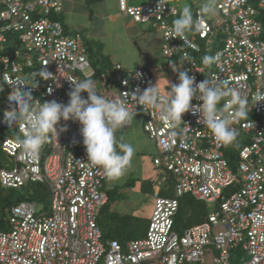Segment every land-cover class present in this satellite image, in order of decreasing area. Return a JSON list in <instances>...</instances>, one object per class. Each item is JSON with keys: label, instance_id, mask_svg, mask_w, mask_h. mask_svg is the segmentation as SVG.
Instances as JSON below:
<instances>
[{"label": "built area", "instance_id": "1", "mask_svg": "<svg viewBox=\"0 0 264 264\" xmlns=\"http://www.w3.org/2000/svg\"><path fill=\"white\" fill-rule=\"evenodd\" d=\"M164 3L157 13L158 0L135 5L117 0L120 13L133 22L152 23L160 34L163 57L177 65L185 56L191 61H186L181 70H189L197 83L206 78L226 80L248 97V117L238 118L233 124L238 134L249 135L236 151L234 165L228 157L233 143L219 142L206 125L198 122L199 114H184L183 122L173 129L155 112L151 115L135 105L143 131L157 147L153 165L162 174L155 183L153 209L144 236L122 245L116 239H102L97 217L108 200L104 189L107 176L101 167L87 161L80 125L68 121V131L60 134L59 145L53 137L38 156L30 157L17 143L23 133L16 124L18 137L5 136L0 141L10 159L0 169V184L21 189L30 182L44 183L51 202L49 209L38 207L32 199L10 206L6 229H0V264H204V255L214 251L215 263L229 264L235 248L248 255L237 264H264V101L251 108L252 97L264 92V39L256 17L258 10L264 11V0H218L215 8L219 16L212 20L195 6L194 19L201 21L196 30L198 41L187 33L186 43L172 37L171 19L178 15V7L162 0V6ZM62 9L63 0H0L3 91L11 92L10 86L17 81L31 84L34 74L44 68L57 75L62 86L37 76V86L30 90L41 102L67 104L72 88L68 79L77 82L91 78L99 94H114L117 99L123 95L120 92H142L152 85L147 69L139 66L126 70L119 63L114 65L115 75L108 85L98 83L82 36L66 35L62 23L52 18ZM217 31L224 37L210 56L219 60L207 66L202 62V51L212 47V35ZM136 73L140 74L138 78ZM177 83L178 73L173 72L172 84ZM82 95L87 97L86 93ZM200 103L192 101L193 105ZM71 145H77L76 151L70 149ZM168 173L174 179V196L158 194ZM230 185L237 188L230 190ZM187 194L216 203V208L208 213L207 220L177 234L173 227L178 199Z\"/></svg>", "mask_w": 264, "mask_h": 264}, {"label": "clouds", "instance_id": "2", "mask_svg": "<svg viewBox=\"0 0 264 264\" xmlns=\"http://www.w3.org/2000/svg\"><path fill=\"white\" fill-rule=\"evenodd\" d=\"M165 4L162 6V0H158L157 13L163 10ZM201 12L214 16L215 0H205L201 5ZM200 27L201 21L194 19L191 7L184 6L178 18L173 21L172 37L180 38L186 43V34L199 30ZM218 60V56L205 55L202 58L203 64L207 66ZM186 61L191 63L186 56L179 58V65L169 61L172 71L178 73V83L170 84L167 80V95L161 94L156 83L142 92L139 89L120 92L123 95L117 99L114 94H99L95 81L91 78L77 82L68 79L72 88L67 93V104L56 100L41 102L33 97L30 88L37 86V76L44 81H51L56 87L62 86L57 75L44 68L34 74L31 84L17 81L10 86L12 91L8 95L9 108L4 111L0 122L7 124L8 128L14 124L20 126L23 138L18 137L17 143L30 157L38 156L43 145L53 137L58 144L60 134L68 131L67 122H77L87 161L101 167L111 179L124 174L134 155V148L118 141L116 132L134 121L137 114L135 105L142 106L151 115L155 112L162 122L173 129L183 122L184 114H199L198 122L206 125L219 142L233 143L238 135L237 129L233 127L234 122L238 118L248 117V97L230 87L226 80L217 78L213 81L206 78L197 83L195 76L189 75V70H181ZM136 76L138 78L140 74L136 73ZM3 90L0 87V92ZM82 93H86L87 97ZM193 99L201 103L193 105ZM222 100L225 101L223 104ZM261 101H264V92L252 97L251 108ZM61 121L64 122L63 125ZM172 135H176V132L173 131Z\"/></svg>", "mask_w": 264, "mask_h": 264}, {"label": "rangeland", "instance_id": "3", "mask_svg": "<svg viewBox=\"0 0 264 264\" xmlns=\"http://www.w3.org/2000/svg\"><path fill=\"white\" fill-rule=\"evenodd\" d=\"M64 1L65 6L63 4V9L59 17H61V22L65 25V34L73 36L77 33L82 36L88 56L90 54V62L94 61L96 66L102 67L103 74L105 77H108V80L111 79L109 72L113 70L112 68H114L115 62H121V64H123L122 68L124 69L126 66L135 64L140 59V56L146 58L147 55L145 53L150 51L154 53L155 56L158 55L162 57L160 53V34L156 28L152 23H133L129 18H122L118 12L117 0H102L91 6L86 5L84 0ZM150 1L151 0H132L130 4H142ZM217 1L218 0H215V5ZM166 2L176 5L178 8L189 6L194 10L195 6L201 9V5L205 0H166ZM115 14H117V18L112 21L109 16ZM204 16L212 20L219 16V13L216 11L214 16H209L207 14H204ZM142 34L149 43L141 40L140 36H142ZM188 35L190 36L189 32ZM212 38L213 46L216 47L219 45L220 41H222L223 34L221 31H217L215 35H212ZM101 53L107 59L108 65L102 64L99 59L98 55ZM161 74L162 77L158 74L154 76L152 85L157 83L161 92L167 95L168 81L172 84L171 79H173L172 69L170 68L168 71L163 70ZM164 78L166 80H164ZM96 80L98 83L104 84L101 78H97ZM130 124V129L124 134L116 133L118 141H126L125 143L130 144L133 148L136 144H143L142 146L143 148L145 147V149L141 151V154L137 153L134 149L135 151L130 165L125 170L124 174L116 179L107 178L104 181V189L107 191H113L115 189V192L113 191L112 193L114 196V203L110 204L108 210H112L118 215H122L126 212L132 216L148 220L154 204L155 184L152 186L151 190H142L140 188V179L153 180V183L160 180L162 173L154 167L152 162L153 157L158 154V151L153 143L147 140L145 132L142 129V119L140 116H135L134 121ZM11 137L16 138L18 135L13 132ZM248 137L249 135H237L236 140L233 142L236 151L247 141ZM228 149L227 147V150ZM3 158L5 160L8 159L6 155H4ZM19 191L25 192L24 188L21 190L19 189ZM46 193L47 194L37 202L39 204L38 207L41 206L45 209H49L51 202L49 189H47ZM205 205L207 211L216 208V203L206 202ZM105 213H108V211L104 209L102 214ZM183 214L182 216L180 214V218H182L183 221H187L185 213ZM173 230L177 234L183 232L182 229H178L176 225L173 227ZM216 254V251L206 253L204 255V264H218L213 260ZM230 254L233 259L230 260L229 264L242 263L244 260L248 259V255L241 248L231 250Z\"/></svg>", "mask_w": 264, "mask_h": 264}, {"label": "trees", "instance_id": "4", "mask_svg": "<svg viewBox=\"0 0 264 264\" xmlns=\"http://www.w3.org/2000/svg\"><path fill=\"white\" fill-rule=\"evenodd\" d=\"M102 0H84L85 4L88 6L97 4L101 2ZM153 1V0H151ZM166 1V0H164ZM179 13L178 15L171 19V22L178 18V16L181 13V8H178ZM194 11V10H192ZM62 12V11H61ZM60 14V13H59ZM58 15L52 16V18H55L59 20L60 22L61 17ZM194 14V13H193ZM257 20L259 21L261 27H262V34L261 37L264 39V11L258 10V13L256 15ZM64 28L63 22H61ZM65 31V28H64ZM65 33V32H64ZM190 37L194 40H197L196 31L189 32ZM216 34V33H215ZM223 37H224V33ZM223 40V39H222ZM198 41V40H197ZM222 41H220L221 43ZM220 43L218 46H213L209 48H203L202 55H210L213 51L217 49V47L220 46ZM85 45V44H84ZM86 48V46H85ZM87 52V48H86ZM88 55V52H87ZM90 56V54H89ZM88 56V58H89ZM99 56V59L101 60L102 64H107V59L105 56L101 53ZM96 59V58H95ZM94 69V78H104V84H108L110 80H108V77H105L103 74L102 67H98L95 65L94 61L90 62ZM110 70L109 74L111 75V78L115 75V69ZM10 91H2L0 92V121H2V117L4 114V111L9 108V102H8V95ZM14 124L12 127L8 128L7 124L0 122V141L5 136H11L13 132L16 133ZM82 142V141H81ZM79 142V144L81 143ZM234 145V144H233ZM77 146V145H76ZM76 146H70V149L76 151ZM119 151V149H117ZM230 151V150H229ZM4 155H6L1 147H0V169L7 165L8 162H10V159H4ZM7 156V155H6ZM8 157V156H7ZM228 157L230 160V164L234 165V162L237 158L236 156V149L235 146H233L232 151L228 152ZM154 158V157H153ZM153 162V159H152ZM108 177H106L107 179ZM105 179V180H106ZM104 180V181H105ZM165 183V184H164ZM126 184V183H125ZM155 183H153V180L148 179H142L140 183V188L142 190H151L152 186ZM24 188V191H19V189L14 188H5L0 184V229H6V223H7V213L10 208V206L14 203H17L21 200L26 199H32L35 201H39L41 198H43L47 193V185L41 182H30L22 186L21 189ZM230 190H235L237 188L236 185H230L228 187ZM20 189V190H21ZM115 192V189L113 190ZM113 191H107L108 200L107 203L99 210L98 217H97V224L101 229L102 232V239L108 240V239H116L119 243L122 245L125 244L128 240L131 239H138L144 236L147 226H148V220H145L143 218L132 216L131 214H122L118 215L112 210H108V207L110 204L114 201ZM158 194L162 196H174V179L173 176L168 173L166 175V178L164 181H162ZM179 207L178 211L174 217V226L176 225L178 229L185 230L187 227H190L195 224H199L205 220H207V215L210 211L206 210V205L204 201L196 200L190 195H183L179 197ZM108 211V213L102 214L103 210ZM185 213L187 217V221H183L182 214ZM181 214V216H180ZM184 215V214H183ZM141 220V221H140ZM182 223V224H181ZM186 223V224H184ZM144 232V233H143Z\"/></svg>", "mask_w": 264, "mask_h": 264}, {"label": "crops", "instance_id": "5", "mask_svg": "<svg viewBox=\"0 0 264 264\" xmlns=\"http://www.w3.org/2000/svg\"><path fill=\"white\" fill-rule=\"evenodd\" d=\"M132 0H128V3L130 4V2H131ZM64 0H63V4H64ZM151 2V1H150ZM67 4H68V1H67ZM66 4V5H67ZM64 6H65V4H64ZM182 9V8H181ZM118 12H119V14L122 16V18H129V17H127V16H124L123 14H121L120 13V11H119V9H118ZM110 17V19L113 21V20H116V18H117V14H115V15H111V16H109ZM130 19V18H129ZM131 20V19H130ZM132 21V20H131ZM133 22V21H132ZM133 23H135V22H133ZM139 32V31H138ZM140 38H141V40H143V41H145L146 43H149V41L148 40H146L145 39V37H144V35L142 34V36H140ZM159 39H160V37H159ZM161 53V52H160ZM147 56H146V58L145 57H141L140 56V59L135 63V64H132V65H129V66H126V68L124 67V69H126V70H132V69H135L136 67H139V66H142L143 68H145V69H147L148 71H149V73H150V75H151V84H152V80H153V78H154V76H157V74L160 76V77H162V71L163 70H170V68H171V66H170V62H169V60L168 59H166L165 57H160V56H155L154 55V53H152L151 51L150 52H147V53H145ZM144 54V55H145ZM141 55H143V54H141ZM116 63H119V64H121V62H115V64ZM123 64H121V66H122ZM172 69V68H171ZM172 73H173V71H172ZM172 76V75H171ZM164 80H166L165 78H164ZM172 80V79H171ZM130 127H131V124H129L128 126H124V128H121V129H119V130H117V132L116 133H120V134H124L127 130H129L130 129ZM145 136H146V138H147V140H149L150 142H152L153 143V145L156 147V145H155V143L151 140V139H149L148 137H147V135L145 134ZM124 140H126V139H124ZM122 142V141H121ZM126 142V141H125ZM124 142V143H125ZM128 144V143H127ZM143 144H140V145H138V144H136V145H134V149L136 150V152L137 153H142L141 151H144V149H145V147L143 148V146H142ZM143 149V150H142ZM156 149H157V147H156ZM134 150V151H135ZM143 179V178H142ZM142 179H140V180H142ZM112 203H114V201L112 202ZM111 203V204H112ZM132 211V210H131ZM130 211V212H131ZM126 213V212H125ZM124 213V214H125Z\"/></svg>", "mask_w": 264, "mask_h": 264}]
</instances>
